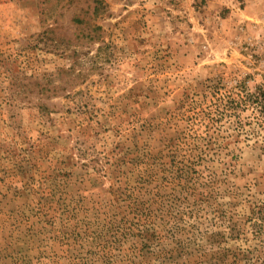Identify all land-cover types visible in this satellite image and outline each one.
Returning <instances> with one entry per match:
<instances>
[{"label":"rangeland","instance_id":"374dc122","mask_svg":"<svg viewBox=\"0 0 264 264\" xmlns=\"http://www.w3.org/2000/svg\"><path fill=\"white\" fill-rule=\"evenodd\" d=\"M260 88L264 0H0V264H264Z\"/></svg>","mask_w":264,"mask_h":264},{"label":"trees","instance_id":"16d2710c","mask_svg":"<svg viewBox=\"0 0 264 264\" xmlns=\"http://www.w3.org/2000/svg\"><path fill=\"white\" fill-rule=\"evenodd\" d=\"M250 99H252L253 101L258 102V104H260V106L263 108L264 107V90H262L260 88L259 91L253 93V94H249ZM262 100H263V104H262Z\"/></svg>","mask_w":264,"mask_h":264}]
</instances>
